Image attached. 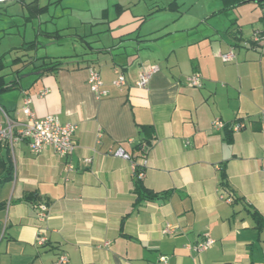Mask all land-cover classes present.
<instances>
[{"label": "crops", "instance_id": "obj_1", "mask_svg": "<svg viewBox=\"0 0 264 264\" xmlns=\"http://www.w3.org/2000/svg\"><path fill=\"white\" fill-rule=\"evenodd\" d=\"M179 1L106 0L100 22H78L80 54L4 80L0 105L17 124L27 122L29 99L37 118L77 126V148L70 158L50 147L33 154L23 139L0 148V264H57L63 254L68 264H264V226L254 218L264 217V0H227L253 2L259 16L225 36L206 20L181 25L190 12L177 17ZM153 66L159 72L139 87ZM90 69L106 95L91 91ZM194 74L201 87L190 85ZM216 119L225 126L215 129ZM119 148L131 160L116 156ZM134 164H145L144 185L164 197L137 202ZM205 234L216 242L199 253L192 247Z\"/></svg>", "mask_w": 264, "mask_h": 264}, {"label": "rangeland", "instance_id": "obj_2", "mask_svg": "<svg viewBox=\"0 0 264 264\" xmlns=\"http://www.w3.org/2000/svg\"><path fill=\"white\" fill-rule=\"evenodd\" d=\"M34 1L6 0L0 4V64L3 67L0 76L4 77L7 84L31 75L35 72L33 68L40 66L44 60L64 61L75 54H80L82 44L85 43L78 35L85 37V30L78 22L82 19L100 22L101 5L106 0H64L61 1V5L56 3L59 0H41L39 7ZM172 1L174 0H158L161 7L168 6ZM226 1L180 0V10L176 16L179 17L188 11L190 13L181 20V25L206 20L222 32L221 36H225L228 29L237 21L245 25L259 16L253 14L254 11L251 9L255 5L253 2L243 6H230ZM47 4L51 6L43 12L44 8L40 7ZM90 8L92 11L84 12ZM50 33H59L63 37L50 39L48 35ZM91 38L92 36L83 40L92 42ZM31 43H36L37 46L30 47ZM18 58L23 62L17 64Z\"/></svg>", "mask_w": 264, "mask_h": 264}, {"label": "built area", "instance_id": "obj_3", "mask_svg": "<svg viewBox=\"0 0 264 264\" xmlns=\"http://www.w3.org/2000/svg\"><path fill=\"white\" fill-rule=\"evenodd\" d=\"M6 0H0V3ZM234 55L227 54L223 56L225 62L231 61ZM159 72V67L153 66L144 69L139 74V80L137 85L141 88H146L152 77ZM189 82L192 87H201L202 79L198 74H194L189 77ZM88 84L93 93L98 96H104L108 92L103 89L104 83L101 78V74L96 69H90ZM117 87H123L126 85V78L124 75H120L114 82ZM31 101L27 99L22 107L23 114L28 118L27 122L24 124H17L7 113V111L0 105V148L7 146L13 148L14 144L18 140H26L29 144L30 151L33 154L40 153L46 147L52 148L57 154L62 157L70 158L76 148V131L77 126L72 123L62 124L60 120L53 116H48L43 119H39L33 113L30 108ZM19 125V128L17 127ZM225 126L224 122L220 119H216L213 122V127L215 129H221ZM233 130H240L241 125L235 124L232 126ZM116 156L122 157L126 160H131V155L127 153L123 148H119L115 153ZM145 162V161H144ZM135 170L145 168V164L142 166L135 165ZM69 169L72 171L73 166L69 165ZM144 176V171L139 173V177L142 179ZM224 201L228 203H233V198L230 194L223 195L221 197ZM49 207L43 205L40 207L38 212V219L44 222L48 216ZM173 226L167 225L165 233H172ZM48 238L45 234L40 233L37 239L39 245H45ZM215 240L210 237L209 234H205V240L201 243L194 245L192 248L201 253L209 250L214 244ZM108 245V243H105ZM69 258L66 254L59 257L57 264H68Z\"/></svg>", "mask_w": 264, "mask_h": 264}, {"label": "trees", "instance_id": "obj_4", "mask_svg": "<svg viewBox=\"0 0 264 264\" xmlns=\"http://www.w3.org/2000/svg\"><path fill=\"white\" fill-rule=\"evenodd\" d=\"M42 10V9H41ZM34 47L37 46L36 43H31L30 47ZM2 64H0L1 67ZM44 66H50V68H48L49 70H53L55 68H57L59 66V62L58 61H53L50 63H44L41 67ZM47 68V67H46ZM3 69V67L0 68V71ZM47 70V69H45ZM6 84L4 83V77L0 76V92H3L6 90V88L8 89L9 87L5 86ZM11 86V85H10ZM138 151L141 152L142 156L143 155H147V151L144 148H138ZM144 156V157H145ZM138 166H142V165H138ZM142 169H138L137 172L135 173V188L134 191L137 195V202L138 203H142L143 201H149V200H154L157 198H162L165 195H160V194H155L152 191H150L149 189L146 188V186L144 185L142 179L139 177V173L141 171H144L143 167H141ZM226 179V175H223V183L222 185L225 186V188H228L227 183L224 181ZM28 198H31V196H29ZM0 210H1V206H0ZM254 218L256 219V222L258 224V226L263 227L264 226V217H262L258 212H254Z\"/></svg>", "mask_w": 264, "mask_h": 264}]
</instances>
